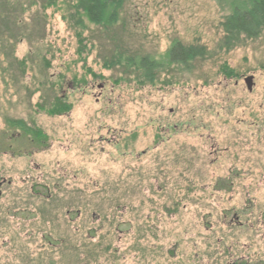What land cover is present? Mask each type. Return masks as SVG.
Masks as SVG:
<instances>
[{"label": "rangeland", "instance_id": "374dc122", "mask_svg": "<svg viewBox=\"0 0 264 264\" xmlns=\"http://www.w3.org/2000/svg\"><path fill=\"white\" fill-rule=\"evenodd\" d=\"M77 1L0 0V264L263 261L264 31L221 41L245 0H124L107 28ZM177 43L204 56L170 64Z\"/></svg>", "mask_w": 264, "mask_h": 264}, {"label": "trees", "instance_id": "16d2710c", "mask_svg": "<svg viewBox=\"0 0 264 264\" xmlns=\"http://www.w3.org/2000/svg\"><path fill=\"white\" fill-rule=\"evenodd\" d=\"M124 0H78L75 7L77 15L86 19L89 23L102 28L115 25L119 19V13L123 7ZM43 7H55L56 0H43ZM80 24V23H79ZM222 30V47L229 50L243 40L255 39L264 31V0H245L239 1L234 5L230 13L223 18L220 24ZM78 42L83 44L80 33L76 35ZM204 56L203 49H197L193 46L184 47L180 44H174L167 54L170 64L180 65L184 68L196 60ZM123 63L126 67H135L140 71L143 79L153 81L159 64L146 56L134 61L131 58H113L107 67L118 66ZM41 110L43 106H38ZM39 109V110H40ZM71 110V106L63 102L60 98L52 99L47 110V114L59 116L67 114ZM8 125L19 130L25 136H32L37 144L42 139L39 130L28 127L22 121H9ZM247 264V263H243ZM257 264H264V261Z\"/></svg>", "mask_w": 264, "mask_h": 264}, {"label": "water", "instance_id": "95a60500", "mask_svg": "<svg viewBox=\"0 0 264 264\" xmlns=\"http://www.w3.org/2000/svg\"><path fill=\"white\" fill-rule=\"evenodd\" d=\"M251 80H252V77H247L244 79V83L248 91H251V86H252Z\"/></svg>", "mask_w": 264, "mask_h": 264}, {"label": "flooded vegetation", "instance_id": "af4514ba", "mask_svg": "<svg viewBox=\"0 0 264 264\" xmlns=\"http://www.w3.org/2000/svg\"><path fill=\"white\" fill-rule=\"evenodd\" d=\"M250 92V91H249ZM264 261V260H263ZM262 262V261H261Z\"/></svg>", "mask_w": 264, "mask_h": 264}]
</instances>
